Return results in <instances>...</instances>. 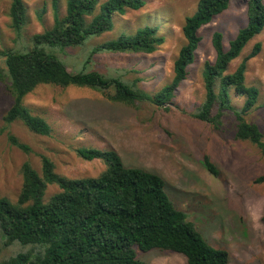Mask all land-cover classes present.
Returning <instances> with one entry per match:
<instances>
[{
	"label": "trees",
	"instance_id": "16d2710c",
	"mask_svg": "<svg viewBox=\"0 0 264 264\" xmlns=\"http://www.w3.org/2000/svg\"><path fill=\"white\" fill-rule=\"evenodd\" d=\"M10 1L11 27L21 38L28 3ZM145 3L146 0H65L62 13L59 0H53V24L49 28L35 33L23 48L0 49V55L5 57V67L0 65V82L13 99L4 115L6 124L21 121L34 133H52L50 123L24 103L27 94L41 84L89 87L113 102L134 107L143 102L157 107L173 103L176 91L188 77V67L196 59L202 40L199 30L227 10L231 0H198L196 11L181 25L185 43L173 60L172 79L155 94L143 89L141 78L129 77L127 70L115 68V73L105 74L87 70V66L97 53L155 52L165 42L157 25H146L131 35L121 34L93 46L78 72L70 71L55 52L84 45L90 37L111 30L115 14L138 10ZM247 18L228 49L224 48L221 31L212 34L216 56L214 61L204 63L205 95L193 116L219 126L231 112L236 119V137L264 151V132L246 119L253 109L264 106V97L258 104L260 88L246 80L248 62L260 52L261 42L255 43L233 71L229 70L247 44L264 29V0H248ZM231 89L245 97L242 106L233 104ZM10 140L24 151H31L16 136L11 134ZM78 153L85 160H104L106 168L94 177H69L58 173L54 161L42 155L41 171L30 162L23 163V184L16 201L0 195L3 243L22 246L15 255L0 259V264H147L138 257V249L155 248L185 255L186 264H229V252L213 246L189 214L176 206L160 174L127 166L115 149L84 146ZM204 162L211 173L218 174L209 157ZM256 182H264V175ZM51 184L59 190L44 201Z\"/></svg>",
	"mask_w": 264,
	"mask_h": 264
},
{
	"label": "rangeland",
	"instance_id": "374dc122",
	"mask_svg": "<svg viewBox=\"0 0 264 264\" xmlns=\"http://www.w3.org/2000/svg\"><path fill=\"white\" fill-rule=\"evenodd\" d=\"M10 0H0V49L23 48L35 33L53 24V0H27V23L21 38L11 27ZM248 0H231L227 10L199 30L202 36L196 59L188 67V77L179 86L169 107L143 102L138 107L113 102L101 92L70 85L62 87L41 84L27 94L24 103L34 114L44 117L52 126L50 135L29 130L21 121L6 124L4 115L13 103L0 82V195L16 201L23 184L21 168L30 162L41 171V156L50 157L56 171L69 177L98 176L105 168L101 159L85 160L78 149L93 146L115 149L127 166H140L160 174L165 189L176 206L185 210L207 240L229 252V264H264V151L249 140L236 137V119L226 114L219 126L193 116L204 99L202 71L206 60L214 61L216 52L212 34L223 33L228 49L239 29L247 24ZM65 12V0H59ZM198 0H146L138 10L113 16L111 30L90 37L78 47L56 49L68 69H83L93 46L131 35L138 28L157 25L165 42L153 53L106 52L95 54L87 70L105 74L116 69L127 70L131 78L140 77V86L155 94L172 79L173 60L185 43L181 25L197 9ZM261 42V50L248 62L246 80L260 88L264 97V29L230 64L233 71L242 59ZM5 67V57L0 55ZM233 104L242 106L245 97L231 89ZM246 119L264 132V106L253 109ZM30 146L26 152L14 145L10 135ZM217 166L211 173L204 158ZM59 190L49 185L43 200L48 201ZM0 228V259L15 255L19 244L5 246ZM138 257L147 264H186L185 255L163 249L142 251Z\"/></svg>",
	"mask_w": 264,
	"mask_h": 264
}]
</instances>
